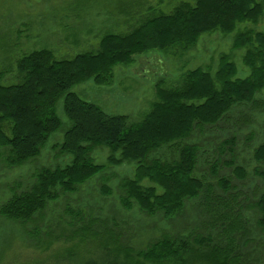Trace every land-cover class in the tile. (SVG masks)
<instances>
[{
	"label": "trees",
	"instance_id": "trees-1",
	"mask_svg": "<svg viewBox=\"0 0 264 264\" xmlns=\"http://www.w3.org/2000/svg\"><path fill=\"white\" fill-rule=\"evenodd\" d=\"M263 15L264 0L183 1L168 14L144 18L127 33L105 35L94 52L57 59L53 51L44 49L19 58L11 71L15 82L0 84V161L13 168L37 159L51 137L64 128L58 115L62 101L70 125L54 149L58 157L70 156L71 162L38 170L31 188L14 194L0 208V217L31 222L50 203L77 192L107 166L135 163L134 178L123 179L119 186L124 209L137 205L148 216L162 213L169 219L181 214L191 200L209 202L205 232L191 238L164 236L137 251L129 237L108 223L104 230L96 221L92 230L88 219L82 221L79 237L94 239L102 255L87 264H142L141 260L156 264H264V257L257 256L262 244L253 237L255 231L264 233V188L251 196L243 185L247 173L234 160L228 167L242 186L229 177L219 178L224 165L220 158L226 152L233 157L235 140L223 141L220 162L212 164L216 185L196 176L201 146L189 141L197 132H211L230 121L235 108L255 104L264 91L263 32L245 30L234 37L233 49L245 50L248 77L238 78L236 65L224 56L214 76L199 68L186 72L176 87L158 84L157 101L138 122L110 116L73 92L77 85L89 81L109 85L114 68L130 65L136 57L174 49L186 53L205 34L230 35L242 23H258ZM99 147L110 151L106 165L96 164L91 157ZM163 150L167 155L157 156ZM254 160L264 163V144L254 150ZM254 174L264 181V170L256 169ZM105 193L110 191L106 188ZM247 211L253 214L251 219L245 216ZM210 231L216 232L212 235Z\"/></svg>",
	"mask_w": 264,
	"mask_h": 264
},
{
	"label": "rangeland",
	"instance_id": "rangeland-1",
	"mask_svg": "<svg viewBox=\"0 0 264 264\" xmlns=\"http://www.w3.org/2000/svg\"><path fill=\"white\" fill-rule=\"evenodd\" d=\"M183 1L194 3V0H0V84L15 82L11 71L25 54L48 49L57 59H68L94 52L105 35L127 33L144 18L168 14ZM245 30L264 33V15L256 24H240L230 35L221 32L205 34L196 47L186 53L174 49L152 51L136 57L134 63L114 68L109 85L99 86L89 81L77 85L73 92L110 116H125L131 122H138L157 101L158 84L165 88L176 87L186 72L199 68L214 76L224 56L236 65L238 78L248 77L250 69L243 63L245 50L233 49L235 35ZM255 101L253 105L243 104L235 108L230 121L211 132H197L189 140L201 146L196 176L216 185L218 177L212 171V164L221 159L224 165L221 163L219 178L229 177L235 183L233 171L228 167V163L234 160L235 165L247 173L243 184L246 191L251 196L262 191L264 181L254 172L256 169L264 170V163L254 160V150L264 144V91L257 95ZM58 115L64 122V128L51 137L37 159L13 168L0 161V208L14 194L29 190L41 168L65 167L71 162L70 156L58 157L54 149V145L63 141L64 132L70 125L63 112L62 101L58 105ZM232 138L235 140L233 157L226 152L220 158L223 141ZM109 155L110 151L103 147L91 153L99 165H106ZM165 155L163 150L157 156ZM135 170V163L107 166L103 173L80 186L77 192L62 195L58 201L50 203L31 222L23 224L0 217V264L97 262L102 255L99 243L79 237L83 222L88 219L93 223L92 230L96 221H100L98 226L104 230V224L108 223L114 228L111 230L129 237L130 244L137 251L147 249L164 236L191 238L205 232L203 226L209 221L206 213L209 202L191 200L181 214L169 219L162 213L148 216L137 205L130 210L124 209L120 203L119 186L123 179L134 178ZM242 183L235 184L242 186ZM144 185L150 186L148 182ZM106 188L109 194L105 193ZM203 203L206 206L202 207ZM244 214L250 219L253 217L250 211ZM114 222L119 228H115ZM96 231L100 232L101 227ZM215 232L209 233L213 235ZM253 235L262 244L257 256L264 257V233L255 231Z\"/></svg>",
	"mask_w": 264,
	"mask_h": 264
}]
</instances>
